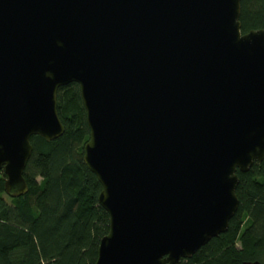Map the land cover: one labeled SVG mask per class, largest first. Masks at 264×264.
<instances>
[{
    "label": "water",
    "instance_id": "obj_1",
    "mask_svg": "<svg viewBox=\"0 0 264 264\" xmlns=\"http://www.w3.org/2000/svg\"><path fill=\"white\" fill-rule=\"evenodd\" d=\"M240 1L0 0L5 193H27L30 138L63 134L76 83L109 217L95 264H182L225 232L264 158V18L241 33Z\"/></svg>",
    "mask_w": 264,
    "mask_h": 264
},
{
    "label": "trees",
    "instance_id": "obj_2",
    "mask_svg": "<svg viewBox=\"0 0 264 264\" xmlns=\"http://www.w3.org/2000/svg\"><path fill=\"white\" fill-rule=\"evenodd\" d=\"M263 18L264 0L240 1L241 33L262 28ZM57 111L63 134L30 138L27 193L7 195L0 171V264H95L108 233L109 217L98 203L101 185L83 162L89 130L76 83L58 89ZM237 176L238 208L227 230L182 264H264V158Z\"/></svg>",
    "mask_w": 264,
    "mask_h": 264
},
{
    "label": "rangeland",
    "instance_id": "obj_3",
    "mask_svg": "<svg viewBox=\"0 0 264 264\" xmlns=\"http://www.w3.org/2000/svg\"><path fill=\"white\" fill-rule=\"evenodd\" d=\"M6 197V196H5ZM6 199H7V197H6Z\"/></svg>",
    "mask_w": 264,
    "mask_h": 264
}]
</instances>
